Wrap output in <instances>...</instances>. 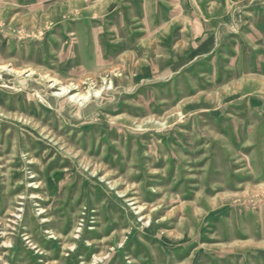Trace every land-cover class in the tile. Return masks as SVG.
Instances as JSON below:
<instances>
[{
	"label": "rangeland",
	"instance_id": "obj_1",
	"mask_svg": "<svg viewBox=\"0 0 264 264\" xmlns=\"http://www.w3.org/2000/svg\"><path fill=\"white\" fill-rule=\"evenodd\" d=\"M0 264H264V0H0Z\"/></svg>",
	"mask_w": 264,
	"mask_h": 264
},
{
	"label": "bare ground",
	"instance_id": "obj_2",
	"mask_svg": "<svg viewBox=\"0 0 264 264\" xmlns=\"http://www.w3.org/2000/svg\"><path fill=\"white\" fill-rule=\"evenodd\" d=\"M16 70H17V69H16ZM31 73H32V72H31ZM49 84H50V83H49ZM61 88H62V87H61ZM61 88H60V89H61ZM62 89H63V88H62ZM64 89H65V86H64ZM65 90H67V89H65ZM70 100H71V99H70ZM140 207H141V206H140ZM140 207H139V208H140ZM6 244H7V242H5V245H6Z\"/></svg>",
	"mask_w": 264,
	"mask_h": 264
}]
</instances>
